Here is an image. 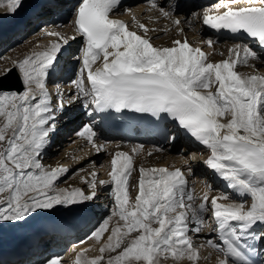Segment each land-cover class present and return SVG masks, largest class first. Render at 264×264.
I'll list each match as a JSON object with an SVG mask.
<instances>
[{"label":"snow or ice","instance_id":"6c2138e0","mask_svg":"<svg viewBox=\"0 0 264 264\" xmlns=\"http://www.w3.org/2000/svg\"><path fill=\"white\" fill-rule=\"evenodd\" d=\"M120 3L82 0L75 8L72 25L82 47L76 57L80 67L71 80L74 91L67 100L56 85L54 103L47 82L62 49L76 36L49 31L47 35L56 41L22 59L9 57L10 66L0 68V81L16 73L22 89L0 87V221H22L37 210L91 201L98 187L109 183L99 180L93 169L88 177H80L83 188L57 186L69 169L42 162L57 129V111L63 113L77 102L99 113L131 110L157 119L166 117L205 146L209 151L205 165L233 195L225 192L210 197L205 193L196 203L180 167L141 166L138 183L132 185L130 177L136 170L133 156L143 145L133 147L132 154L110 153L108 175L114 208L89 237L102 241L101 255L81 262V252L76 264H164L169 255L173 264L185 256L196 262L199 250L205 247L218 253V264H256L251 257L259 254L257 245L264 248V74L250 62L264 64V57L243 43L235 44L228 50V58L215 63L186 38L174 40L171 47H156L146 35L152 29L135 15L143 34L113 18ZM148 3L156 13L154 19L168 20L184 31L180 27L184 21L170 7L161 0ZM24 4L25 0H7L9 14H16ZM224 8L222 12L217 8L215 14L205 11L203 25L243 33L264 49V3L257 5L252 0L245 6ZM193 15L201 19L200 14ZM207 43L211 47L213 41ZM98 61L100 65L94 67ZM240 65L254 71L240 73L236 71ZM77 135L97 153L106 148L95 141L97 133L91 125H85ZM167 139L174 141L175 137ZM132 188L137 190L134 199ZM206 213L214 221L216 235L197 245L190 233H201ZM114 216L123 225L109 228ZM46 264L62 261L56 256Z\"/></svg>","mask_w":264,"mask_h":264},{"label":"bare ground","instance_id":"6f19581e","mask_svg":"<svg viewBox=\"0 0 264 264\" xmlns=\"http://www.w3.org/2000/svg\"><path fill=\"white\" fill-rule=\"evenodd\" d=\"M225 1L237 7L244 6L245 2L252 0H235L234 3L230 2V0H161L165 7L172 8L171 10L173 11V14L184 21L180 26L184 29L183 32H180L178 28L172 25L168 20L154 19L156 13L150 10L148 0H121L119 8L116 9L112 15L113 18L126 22L129 25L130 30H136L138 31V34H143L142 30L137 28V24L133 19V15H135L136 20H139L149 29H152L151 31H148L146 35L151 38V43L156 47H171L173 46L174 40L183 41L186 38L193 47H200L205 53H208L209 61L213 63L228 58V50L238 43L249 45L253 50L258 52L261 57H264V49H262L253 39L243 38L236 40L223 38L217 40L209 33L205 25H203V13L209 11L210 14H214V11L221 7L222 3ZM255 1L264 3V0ZM81 2L82 0H25L24 7L13 15L9 14L7 0H0V34H6L8 37L5 41L0 38V50L4 51L1 57L4 58V61L7 60L5 61L4 66L0 64V68L10 66L8 58L11 57L12 59H17L16 57H13L14 54H19L18 56L22 57L24 56V53L27 54L28 52V54H30L34 51H41L49 46L51 42L56 41V37L47 35V32L49 31H59L65 33L69 37L76 36L75 40H70L69 45L64 46L62 49L55 70L48 80L50 81L51 78H53L54 82L52 84L54 85L49 88L47 82V87L52 94L54 103L56 102V85H60V91L64 94L65 100H67L68 96L74 91L71 81L68 80L71 69L70 59H74V62L76 63V57L80 55V52L77 56L69 58H66V53L71 51L70 49H73L75 45L74 42L79 43L82 41L72 25L74 10ZM128 9L131 11H126ZM29 10H32L30 17L27 18L24 23L17 25V23L21 21L23 14H26ZM194 13L200 14L201 19H196L193 15ZM31 20H35V23L40 25L41 28H39L40 31L38 34L33 36L32 40L27 43V52L23 51L22 48L21 50H10L9 47L12 42L16 44L21 41L19 36H21L29 27ZM0 37H2V35ZM209 40L213 41L211 47H209L207 43ZM250 63L256 64L260 73L264 74V64H261L260 61H251ZM99 65L100 62L98 61L97 65H94V67ZM79 67L77 69H79ZM236 71L240 73H252L254 69L240 65L236 68ZM11 90H16V88ZM83 110L88 111V115L92 121L91 126H93L97 133V136L94 138L95 141L98 144H104L106 146L105 150L97 153L91 144L87 143L84 138L79 137V139L75 138L73 141L68 142L67 145L57 154L56 159L52 160L53 158H51V154L49 153L52 152L53 144L59 142V136L63 133L62 131L74 121L72 119L76 120L78 117L76 113ZM57 115L61 116H57V129L55 133L52 134L51 141L42 155L43 164L52 167H71V172L76 169L75 166L77 163H81V165L85 167V171H81L79 174L76 173L77 175H75V179L68 183L65 179L69 176V171L67 175L61 177L60 180L56 182L57 186L64 188L68 185H72L74 187L83 188L84 185L81 183L80 177H88L89 172L93 169L99 174V180L109 181V183L99 186L96 198L91 201L71 206H56L50 210H37L22 221H0V244H6V246L0 250V264H44L43 260L47 255L54 257L61 252L66 253L67 256L66 262L63 261V257L61 258L62 264H76L77 257L80 256L81 252H83V256L80 257L81 262L85 257L90 260L96 256H100L101 254H98V246H96L95 249L94 247L96 244H101L102 241L97 242L94 238L89 239L91 234H86V236L79 238V234L86 230L93 221L99 218V216H102L101 211L107 207L109 202H113L114 205L113 197L111 196L113 185L110 183V176L108 175L111 168V165L109 166V164L112 158L110 153L123 151L132 154V148L140 145V143L143 145V150L140 154L133 156L134 168L136 170L132 172L130 177V183L132 185L138 183V170L141 166L145 168L167 167L171 170L178 167V165H181L179 162L184 158L183 155H186L185 158H187V160L191 159V161L195 163L193 166V172L202 184L201 186H204L205 189L206 187L216 188L217 190L223 191L226 189L230 196L233 195L232 190L226 187V183L214 175V173L205 165L204 161L209 155V151L206 147L196 144L189 138H185L177 126L169 127L167 133L163 135V137H157L150 135L143 130H137L134 136L130 138V141L127 142V140H124L123 138L110 135L103 128L101 119L98 117L97 113L92 108H84L80 102L71 105L67 111L63 113L57 111ZM168 137H175V140L169 141L167 139ZM151 144H154L155 146L158 145L157 148L162 149V151L157 152L155 149L152 152L153 155L148 156L146 153L152 151L154 148ZM178 147H181L179 154L182 156L175 160L173 153ZM101 152H106L109 163L103 161L100 166L102 169L100 172L95 166V161L101 157ZM193 154L196 156L195 159L192 158ZM70 160L71 163L70 166H68ZM171 161L174 164L176 163V166H174ZM92 162H94V164ZM184 173L190 183L191 176H189V172ZM209 188L205 193L210 197L222 194V192L209 193ZM134 189L135 192L132 197L133 199L137 192L136 188ZM199 202L200 201L198 200L196 201V203ZM250 202L249 199L248 203ZM214 226V221L211 219L210 214L206 213L204 216L205 230L203 233H200L201 237L197 238L196 241H198V244H203L207 238L215 237L216 234L213 232ZM70 227H73L72 230L76 229L78 233L73 236L74 238L72 237L74 242L65 247L70 236L66 235L65 231L69 230ZM32 230L38 232L37 235H41V245H38V243L36 244V242L23 248H19L18 244H16V246L13 245L15 240L13 238H15L16 234L30 232ZM43 235L50 240V244L46 247H43L44 240L46 239H43ZM81 241H83V243H81ZM33 245L34 247H31ZM92 249L94 250L92 251ZM203 249L209 250L211 256L209 253H206L204 257H201L200 261L197 260L196 262H192L187 259L182 262L183 260L180 259L176 264H218V253L208 247ZM257 250L259 252L258 264H264V248L257 245ZM205 257H207V259H205ZM185 258H187V256H185L184 259ZM168 259H172L170 255ZM164 264H173V260H166L164 261Z\"/></svg>","mask_w":264,"mask_h":264},{"label":"rangeland","instance_id":"374dc122","mask_svg":"<svg viewBox=\"0 0 264 264\" xmlns=\"http://www.w3.org/2000/svg\"><path fill=\"white\" fill-rule=\"evenodd\" d=\"M188 8H189V5H188ZM172 9V8H171ZM32 12V10H29L26 14H23V17H21V21L19 22V23H17V25H20V24H22V23H24L26 20H27V18H29L30 17V13ZM190 15V14H189ZM31 23H30V25H29V27L22 33V35L21 36H19L20 38H21V41L20 42H18V43H11V45H10V47H9V49L11 50L12 49V51H14L15 49H19V50H21V48H22V50L23 51H25V52H27V50H28V48L26 47L27 46V43H29L31 40H32V38H33V36H35V35H37L38 34V32L40 31L39 30V28H41L40 27V25H37L36 23H35V20L34 21H30ZM38 26V27H37ZM2 35V37H0L1 38V40H7V35L6 34H0V36ZM75 43V45H74V47H73V49H70L71 51H69V52H67L66 53V58H69V57H72V56H77L78 54H79V52H80V48H81V45H82V41H80L79 43H76V42H74ZM4 51L3 50H0V57L2 56V53H3ZM27 54H28V52H27ZM27 54H25L24 53V56L25 55H27ZM19 54H14L13 55V57H16L17 59H22L24 56H22V57H20V56H18ZM21 55V54H20ZM5 61H7V60H5ZM5 61L4 60H0V64L1 65H3L4 66V64H5ZM70 67H71V69H70V73H69V79L68 80H73V79H75V76H76V73L78 72V67H79V63L78 62H74L75 60L73 59H70ZM54 82V79L53 78H51V80L50 81H48V84H49V88L50 87H52V85H54V84H52ZM72 85V84H71ZM76 115L78 116L77 118H76V120L75 119H72V120H74V121H72V123H70L69 125H68V127L65 129V130H63L62 132L63 133H61V135L59 136V138H60V140H59V142L58 143H56L55 141V143L53 144V146H52V152H50L49 154H51V158H53L52 160H54V159H56V156H57V154L61 151V149L64 147V146H66L67 145V143L68 142H71V141H73L75 138H78L79 139V136L77 135V133L79 132V131H81L82 129H83V127L85 126V125H91V119H90V117H89V115H88V111L87 110H83V111H79L78 113H76ZM58 117L59 116H61V115H57ZM66 116V115H65ZM68 117V116H67ZM71 122V121H70ZM76 134V135H75ZM75 135V136H74ZM74 136V137H73ZM58 137V136H57ZM56 137V138H57ZM68 138H70V139H68ZM56 140V139H55ZM139 144V143H138ZM78 145V144H77ZM140 145H141V143H140ZM151 146L152 147H154L153 149H152V151L151 152H153L155 149H157V146H155L154 144H151ZM130 148V147H129ZM55 149V150H54ZM54 150V151H53ZM180 150H181V147H178V149L173 153V157H174V159L176 160V158H178V157H180V156H182V155H180L179 153H180ZM141 153V151L139 152V154ZM147 154V153H146ZM101 157L98 159V160H96L95 161V166L97 167V169L101 172V168H100V166H101V164L103 163V161L105 162L106 161V163H109L108 162V158H107V154H106V152H101ZM99 155V156H100ZM183 159L179 162V164H181V165H178V167H180V168H182V170L184 171V172H186V173H188L189 172V176H191V180H190V183H189V181H188V189L190 190V191H192L193 192V194L197 197V200L198 201H200L199 199L201 198V196L206 192V190L209 188V187H206V189H205V187L204 186H201L202 184L199 182V180H198V178L196 177V175L194 174V170H193V166H194V162L193 161H191V159H188L187 160V158H185L186 157V155H183ZM178 160V159H177ZM172 162V161H171ZM70 163H71V160L69 161V164H68V166H70ZM173 163V162H172ZM173 165L174 166H176V163L174 164L173 163ZM109 166H110V164H109ZM76 167V169L75 170H73L72 172H71V167H68V169H69V171H70V173L68 174L69 176V178L67 177V179H65V181H67L68 183L69 182H71V181H73L74 179H75V175H77V174H79L80 172H77L76 170L77 169H85V167H83V165H81V163H77V165L75 166ZM173 167V166H172ZM172 167H170V168H172ZM189 169H190V171H189ZM77 173V174H76ZM206 185V184H205ZM132 191L130 192V195H131V197H133L134 196V192H135V189L134 188H132L131 189ZM216 190V191H215ZM224 191L225 192H227L226 191V189H224ZM223 190H217L216 188L214 189V188H209V193H213V192H222V193H225ZM4 195H6V193L4 194ZM196 200V201H197ZM113 208H114V205H113V202H109L108 203V205H107V207L103 210V211H101V213H102V216L100 217L99 216V218L98 219H96L95 221H93V223L86 229V230H84L81 234H79V238H81V237H84V236H86V234H91L92 233V231L95 229V228H97L98 226H99V224L106 218V217H108V216H110L111 215V212H112V210H113ZM98 212H100V211H98ZM101 215V214H100ZM111 224V225H110ZM117 224H119V225H123V222L122 221H119V218L118 217H116V216H114V217H112V219L110 220V222H109V228H112V227H114V226H117ZM205 229H204V224L202 225V231H201V233H203V231H204ZM78 233V231H76L74 234H72V235H70L69 236V239H68V241H67V243L65 244V247H67V246H69L70 245V243H72V242H74V237L73 236H75L76 234ZM107 233H105V236H107L106 235ZM190 235L192 236V239H193V242L195 243V244H197V245H199L198 244V241H196L197 240V238H199V237H201V235L199 234V235H197L196 233H190ZM73 237V238H72ZM44 238H46L45 240H44V243H43V247H46V246H48L49 244H50V240L47 238V237H45V236H43V239ZM195 239V240H194ZM75 240H77V239H75ZM47 242V243H46ZM0 245H2V244H0ZM101 244H96L95 245V247H94V249L96 248V246H98V252H99V246H100ZM94 249H92V251L94 250ZM203 248H201L200 250H199V258H198V261H200L201 260V257H204L205 256V254L206 253H209V255L211 256V254H210V252H209V250H207V249H203ZM206 250V251H205ZM94 252H97V251H94ZM65 254V255H64ZM97 254V253H96ZM99 255L101 254L100 252L98 253ZM56 256H59L60 258H64V262H66V260H67V256H66V253H64V252H61V253H59V254H57ZM56 256H54V257H56ZM104 256H105V259H107V256H108V253H105L104 254ZM49 258H52L50 255H47L45 258H44V260H43V263L44 264H46V261L49 259ZM88 259V258H87ZM168 260H172V259H168ZM182 262H184V261H186L187 260V258H182ZM203 260V259H202ZM201 263V262H200Z\"/></svg>","mask_w":264,"mask_h":264},{"label":"water","instance_id":"95a60500","mask_svg":"<svg viewBox=\"0 0 264 264\" xmlns=\"http://www.w3.org/2000/svg\"><path fill=\"white\" fill-rule=\"evenodd\" d=\"M0 87L7 90H11L13 88H16L17 91L22 90L20 82L16 78V73L10 75L8 79L0 81Z\"/></svg>","mask_w":264,"mask_h":264}]
</instances>
